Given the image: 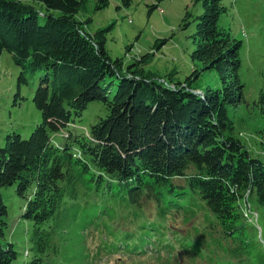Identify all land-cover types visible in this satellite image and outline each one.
Masks as SVG:
<instances>
[{
    "label": "trees",
    "instance_id": "1",
    "mask_svg": "<svg viewBox=\"0 0 264 264\" xmlns=\"http://www.w3.org/2000/svg\"><path fill=\"white\" fill-rule=\"evenodd\" d=\"M25 1L40 3L46 13ZM85 1L0 0V55L7 52L19 68L14 97L31 81L39 114L27 138L6 133L0 147V191L14 185L25 200L19 216L29 223L24 264H53L79 209L94 218L115 202L159 205L166 198L195 203L194 212L204 214L207 239L199 235L192 248L186 245L197 256L210 243L207 259L215 264H264L244 223L245 201L264 208V161L248 153L227 115L243 99L237 75L241 42L218 25L227 11L221 0H193L200 13L183 14L181 29L190 20L194 24L189 58L200 67L181 83L173 82V71L163 77L146 72L149 53L127 64L112 60L104 47L108 28L89 33L87 21L75 18ZM107 2L93 0V9ZM130 2L120 0L124 8ZM201 72H214L219 89L191 87ZM90 102L101 104L106 114L84 131L74 120ZM58 133L63 137L54 145L51 136ZM79 188L102 199L100 209L91 203L82 208ZM6 219L0 194V239ZM143 240L137 238L130 255L144 254L137 245ZM16 256L13 244L0 242V264Z\"/></svg>",
    "mask_w": 264,
    "mask_h": 264
},
{
    "label": "rangeland",
    "instance_id": "2",
    "mask_svg": "<svg viewBox=\"0 0 264 264\" xmlns=\"http://www.w3.org/2000/svg\"><path fill=\"white\" fill-rule=\"evenodd\" d=\"M35 10L46 13L43 6L27 2ZM226 13L218 25L227 30L230 36L241 42L239 68L237 75L243 86V99L235 108H228V118L233 123V134L252 156L264 161V0H221ZM154 6L149 12V7ZM187 11L191 16L200 13L199 4L193 0H131L129 7H122L120 0H108L107 6L99 11L93 9V0H86L75 18L84 24L87 32L98 29L104 33L105 50L108 56L128 63L132 57L149 53L143 69L163 77L173 71V82L181 83L191 70L199 69L192 63L190 36L194 24L190 20L186 29L180 28L181 19ZM54 16L59 15L53 11ZM164 41L158 49L154 43ZM125 47H129L125 51ZM19 68L15 66L7 52L0 55V147L3 136L14 132L25 139L39 120L31 96L33 85L18 88L19 99L14 97L15 78ZM208 86L219 89V81L214 72H201L191 82V87L204 89ZM193 94L199 90L190 89ZM106 114L101 104L90 102L81 116L74 120L76 127L84 131ZM61 134L51 136V142L59 145ZM14 185L0 191L2 202L7 211V227L0 242L13 244L16 259L10 264H24L28 261L27 229L29 223L20 219L23 198L18 197ZM81 207L88 204L100 209L102 199L93 193L78 189ZM249 219L245 220L246 235L255 250L264 256V208L248 199ZM194 204L182 205L180 200L166 198L159 205L146 200L140 206L127 207L122 203L108 204L98 217H91L78 210L76 226L69 230L64 243L58 247V256L53 264H215L213 258L207 259L208 249L202 248L201 254L193 251L190 244L199 235L202 239L203 216L201 211L194 212ZM198 208H200L198 206ZM255 214V221L253 215ZM145 232V233H144ZM139 252L130 255L137 238ZM190 238V239H189ZM187 239V241H186ZM188 244V246H186ZM23 251L27 254L23 255ZM213 252V251H212Z\"/></svg>",
    "mask_w": 264,
    "mask_h": 264
},
{
    "label": "built area",
    "instance_id": "3",
    "mask_svg": "<svg viewBox=\"0 0 264 264\" xmlns=\"http://www.w3.org/2000/svg\"><path fill=\"white\" fill-rule=\"evenodd\" d=\"M169 87L172 88V85H169ZM245 211H246V215H247V220H250L249 219L250 209H249V205H248V203H246V201H245ZM253 219L255 221V214L253 215Z\"/></svg>",
    "mask_w": 264,
    "mask_h": 264
},
{
    "label": "bare ground",
    "instance_id": "4",
    "mask_svg": "<svg viewBox=\"0 0 264 264\" xmlns=\"http://www.w3.org/2000/svg\"><path fill=\"white\" fill-rule=\"evenodd\" d=\"M61 136L63 137V134H61Z\"/></svg>",
    "mask_w": 264,
    "mask_h": 264
}]
</instances>
